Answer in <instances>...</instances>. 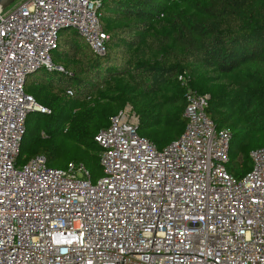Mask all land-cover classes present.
<instances>
[{
	"label": "built area",
	"instance_id": "built-area-1",
	"mask_svg": "<svg viewBox=\"0 0 264 264\" xmlns=\"http://www.w3.org/2000/svg\"><path fill=\"white\" fill-rule=\"evenodd\" d=\"M101 3L16 0L0 10V264H264V147L251 150L243 177L231 174V131L186 74V126L163 148L126 106L95 137L97 180L83 163L56 168L45 155L18 164L29 114L51 113L26 91L28 76L62 70L51 57L62 28L104 55Z\"/></svg>",
	"mask_w": 264,
	"mask_h": 264
},
{
	"label": "trees",
	"instance_id": "trees-1",
	"mask_svg": "<svg viewBox=\"0 0 264 264\" xmlns=\"http://www.w3.org/2000/svg\"><path fill=\"white\" fill-rule=\"evenodd\" d=\"M98 13L109 36L104 55L62 28L51 52L62 70L28 76L26 91L51 113L35 111L30 126L28 116L18 164L45 155L56 168L83 163L97 180L95 137L126 106L140 118L139 133L163 148L186 126L182 74L209 94L217 127L230 129V155L234 140L264 146V0H102Z\"/></svg>",
	"mask_w": 264,
	"mask_h": 264
},
{
	"label": "rangeland",
	"instance_id": "rangeland-1",
	"mask_svg": "<svg viewBox=\"0 0 264 264\" xmlns=\"http://www.w3.org/2000/svg\"><path fill=\"white\" fill-rule=\"evenodd\" d=\"M30 81H31V79H30ZM126 108L128 109V112H129V115H130V119L133 120V121H135L139 125L140 122H141L139 116L134 113V110L132 109L131 106H128ZM29 116H30V122L28 123V125L30 126L31 123L33 122V119H35L37 117V112H35V111L34 112H31L29 114ZM46 118L48 119L49 117L46 116ZM223 128H227V127H223ZM251 142L256 143V142H258V140L257 139H254V140H246L243 143H240L237 140H234L233 141V143H232V151H231V155H230L231 160L227 164V169H228V171L231 174L234 173L235 175L240 176V174L243 173L244 169H247L248 167H251V165H252V159L250 157L251 150H248L249 149V145H250ZM26 151H27V149H25V152ZM25 155L26 154L23 153L22 158Z\"/></svg>",
	"mask_w": 264,
	"mask_h": 264
},
{
	"label": "water",
	"instance_id": "water-1",
	"mask_svg": "<svg viewBox=\"0 0 264 264\" xmlns=\"http://www.w3.org/2000/svg\"><path fill=\"white\" fill-rule=\"evenodd\" d=\"M16 0H0V10L11 6Z\"/></svg>",
	"mask_w": 264,
	"mask_h": 264
},
{
	"label": "bare ground",
	"instance_id": "bare-ground-1",
	"mask_svg": "<svg viewBox=\"0 0 264 264\" xmlns=\"http://www.w3.org/2000/svg\"><path fill=\"white\" fill-rule=\"evenodd\" d=\"M69 28H72V27H69ZM75 29V28H74Z\"/></svg>",
	"mask_w": 264,
	"mask_h": 264
}]
</instances>
